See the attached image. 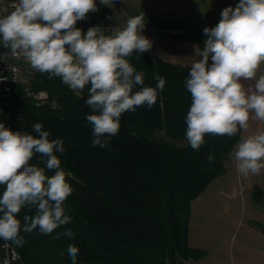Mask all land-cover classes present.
I'll use <instances>...</instances> for the list:
<instances>
[{
    "label": "clouds",
    "instance_id": "obj_1",
    "mask_svg": "<svg viewBox=\"0 0 264 264\" xmlns=\"http://www.w3.org/2000/svg\"><path fill=\"white\" fill-rule=\"evenodd\" d=\"M108 5L109 0H100ZM98 11L96 0H17L13 10L0 16V47L9 50L4 59L22 57L41 74L61 82L80 95L86 86L85 103L93 114L86 120L92 127L93 145L106 147L117 135L125 112L149 109L157 103L165 78L154 73L155 88L144 86L145 73L129 62L136 53L150 51L152 42L142 35V12L130 17L123 28L105 30L76 27L88 13ZM204 48L195 47L196 57L184 81L191 95L186 115V140L193 150L205 136L235 137L247 132L250 121L264 125V0H239L235 8L222 10L214 27L203 29ZM211 61V63H209ZM242 82H252L245 86ZM139 87V90L134 91ZM37 136L12 131L0 123V240L4 248L22 247L24 233L38 230L49 235L71 223L66 201L73 189L71 172L61 166L62 139H50L40 123L33 125ZM107 137V138H106ZM40 163L33 164L34 156ZM237 173L258 175L264 169V130L242 135L233 152ZM214 157L209 154L208 161ZM47 172H52L51 176ZM34 210L18 219L22 209ZM71 229L57 233L73 237ZM78 247L69 244L71 264H77ZM64 253L62 252L61 255ZM16 257L13 250V258ZM7 264V262H6Z\"/></svg>",
    "mask_w": 264,
    "mask_h": 264
},
{
    "label": "trees",
    "instance_id": "obj_2",
    "mask_svg": "<svg viewBox=\"0 0 264 264\" xmlns=\"http://www.w3.org/2000/svg\"><path fill=\"white\" fill-rule=\"evenodd\" d=\"M91 16L89 25L77 26L85 33L89 27L104 28ZM166 25L183 29L177 36L191 40L206 39L203 29L209 27L188 20ZM128 59L145 73L144 86L155 88L154 73L166 83L157 90L153 107L122 114L119 132L106 147L93 145L92 127L86 120L93 114L85 103L90 86L77 95L59 77L50 79L37 71L32 86L34 91H48V101L38 104L21 85H14L9 97L0 98V123L34 136L33 125L40 123L50 139L63 140L65 151L57 155L62 168L72 173L67 179L73 191L66 201L71 223L49 235L21 230L25 243L13 247L25 264H71L69 244L79 249L77 264H185L206 254L189 241L191 202L226 172L225 162L241 132L231 138L206 135L201 148L193 150L186 140L191 95L184 85L190 66L149 52H134ZM209 154L214 157L211 163ZM31 163L44 166L38 155ZM3 190L0 186V195ZM33 214L25 208L18 219L23 224V216ZM256 224L264 231V224ZM67 229L72 230V238H55Z\"/></svg>",
    "mask_w": 264,
    "mask_h": 264
},
{
    "label": "rangeland",
    "instance_id": "obj_3",
    "mask_svg": "<svg viewBox=\"0 0 264 264\" xmlns=\"http://www.w3.org/2000/svg\"><path fill=\"white\" fill-rule=\"evenodd\" d=\"M150 1L155 4H150ZM179 1L184 3L178 5ZM142 2V4L136 5L132 3V0L127 2L109 0V4L106 6L101 4L100 0H96L98 11L88 13L87 17H92L91 15L94 14L100 18L105 13L109 14V19L104 28L111 30L115 27L123 28L130 17L143 12L145 28L142 35L152 42V47L148 52L153 56H159L190 67L195 60L199 59L195 56V47L198 46L203 50L205 39L191 40L187 37L177 36L184 30L177 29L175 26H167L166 23L185 20L203 21L207 26L214 27L220 21L221 12L224 8L229 6L235 8L238 4L235 0H142ZM77 23L80 24L79 21ZM20 58L21 78L16 86H23L27 95L31 96V93L36 90L32 86V79L37 71L22 57ZM243 83L247 87L252 82ZM259 130H264V125L250 121L249 130L247 132L242 130L241 136ZM225 167L226 172L213 179L203 194L192 200L190 224L201 215L203 208L209 215L213 216V213L222 212L221 206H239L242 208L243 213H236L234 216L237 218L236 223L257 221L264 224V169L258 175L242 177L237 173L232 157L226 160ZM222 190L232 191L235 194L233 196L227 194L224 197L217 194L218 191ZM216 220V217H210L205 224L216 222Z\"/></svg>",
    "mask_w": 264,
    "mask_h": 264
},
{
    "label": "crops",
    "instance_id": "obj_4",
    "mask_svg": "<svg viewBox=\"0 0 264 264\" xmlns=\"http://www.w3.org/2000/svg\"><path fill=\"white\" fill-rule=\"evenodd\" d=\"M111 1L127 2L129 0ZM132 3L137 5L143 2L132 0ZM183 3L179 1L177 4ZM150 4L155 3L150 1ZM260 74H264V65L261 66L258 76ZM217 194L224 197L227 194L233 196L235 193L222 190ZM202 210L201 215L190 224L189 241L192 246L204 249L206 254L198 259L186 260V264H264V231L257 226L256 223L259 222L236 223L237 218L234 216L236 213L242 214V208L221 206L222 212L213 213V216L217 218L216 222L205 224L213 216L209 215L204 208Z\"/></svg>",
    "mask_w": 264,
    "mask_h": 264
},
{
    "label": "built area",
    "instance_id": "obj_5",
    "mask_svg": "<svg viewBox=\"0 0 264 264\" xmlns=\"http://www.w3.org/2000/svg\"><path fill=\"white\" fill-rule=\"evenodd\" d=\"M17 3V0H0V16L7 15L13 10V5ZM96 15L95 17H97ZM109 14L105 13L98 18V24L103 26L107 23ZM76 23V27L87 26L91 23V17H86L84 20ZM87 30V29H86ZM9 50L0 47V98H7L11 95L14 85H16L21 78V58L13 57L11 59H4V53ZM34 100L38 103H44L48 100V92L46 90L33 91L31 93ZM4 241L0 240V264H25L22 261L21 255L12 246V248H4ZM13 250L16 257L13 258Z\"/></svg>",
    "mask_w": 264,
    "mask_h": 264
}]
</instances>
